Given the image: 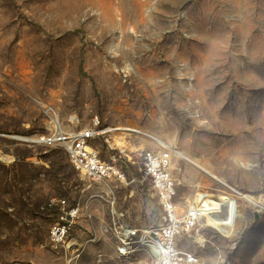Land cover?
<instances>
[{
  "label": "rangeland",
  "instance_id": "rangeland-1",
  "mask_svg": "<svg viewBox=\"0 0 264 264\" xmlns=\"http://www.w3.org/2000/svg\"><path fill=\"white\" fill-rule=\"evenodd\" d=\"M52 112L165 142L179 201L228 196L240 213L226 233L200 223L181 248L203 264H264V0H0V264H143L140 241L119 233L138 240L160 222L140 153L156 140L121 146L123 182L87 181L63 147L20 139L48 132ZM52 197L82 206L63 247L49 240Z\"/></svg>",
  "mask_w": 264,
  "mask_h": 264
},
{
  "label": "built area",
  "instance_id": "built-area-1",
  "mask_svg": "<svg viewBox=\"0 0 264 264\" xmlns=\"http://www.w3.org/2000/svg\"><path fill=\"white\" fill-rule=\"evenodd\" d=\"M48 132L20 137L29 145L42 144L45 146H61L67 152L69 159L77 174L87 181H113L121 183L126 179L123 165L127 159L124 156L125 147L111 144L106 138L111 132H121L123 127L110 128L102 125L95 116L92 123L81 129H72L63 125L61 119L54 112L48 114ZM130 130L125 139L128 141L132 135L152 137L158 147H144L141 150L143 173L157 196L161 216L158 225L143 231L138 240L137 232L126 229L120 234L122 239L130 238L140 241L142 250L146 254L143 264H203L193 252L181 248L179 240L190 235L203 219L206 212L201 203L185 204L178 200L179 181L173 172L174 155L172 148L162 140L135 127H124ZM116 134V135H117ZM102 138L111 148V154L104 158L96 148L94 140ZM0 160L8 164V155L0 153ZM259 205V204H257ZM49 206L56 210L55 219L49 231L50 243L55 247L68 245L70 233L74 224L82 214L79 202L69 204L65 198L52 197ZM124 241V240H123ZM119 249L121 256H128L135 251L128 241Z\"/></svg>",
  "mask_w": 264,
  "mask_h": 264
},
{
  "label": "bare ground",
  "instance_id": "bare-ground-1",
  "mask_svg": "<svg viewBox=\"0 0 264 264\" xmlns=\"http://www.w3.org/2000/svg\"><path fill=\"white\" fill-rule=\"evenodd\" d=\"M75 118H76L75 116H71V120H74ZM129 133H130V130L128 128H124V127L121 128V132L115 137L114 143L117 144V146L119 145V147L124 146L125 144L128 145L129 142H127L125 137ZM174 152L186 158L187 160H189L191 163L195 164L197 167L201 168L202 170L205 169L199 163V161L195 159H191L188 156H185L182 152L178 150L174 149ZM208 173H210V175L212 174L213 177H216L213 173L209 171ZM197 199L203 200L202 207L206 212V217L203 219L202 223L210 224L218 228L220 231L224 233H226L228 227L232 225L233 220H235V218L240 216V213L233 205V201L228 196L220 197V200L218 201L212 199L211 196H208V195L206 196V198L198 197ZM198 200L195 199V201H198Z\"/></svg>",
  "mask_w": 264,
  "mask_h": 264
},
{
  "label": "water",
  "instance_id": "water-1",
  "mask_svg": "<svg viewBox=\"0 0 264 264\" xmlns=\"http://www.w3.org/2000/svg\"><path fill=\"white\" fill-rule=\"evenodd\" d=\"M223 216V215H222Z\"/></svg>",
  "mask_w": 264,
  "mask_h": 264
}]
</instances>
